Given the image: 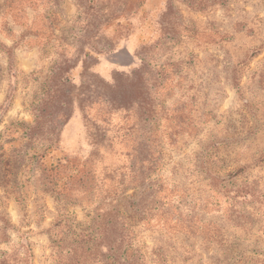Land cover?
I'll use <instances>...</instances> for the list:
<instances>
[{"label": "rangeland", "instance_id": "1", "mask_svg": "<svg viewBox=\"0 0 264 264\" xmlns=\"http://www.w3.org/2000/svg\"><path fill=\"white\" fill-rule=\"evenodd\" d=\"M133 201L144 264H264V0H0V264H109Z\"/></svg>", "mask_w": 264, "mask_h": 264}, {"label": "trees", "instance_id": "2", "mask_svg": "<svg viewBox=\"0 0 264 264\" xmlns=\"http://www.w3.org/2000/svg\"><path fill=\"white\" fill-rule=\"evenodd\" d=\"M66 185L67 184H65V186ZM65 186H63V188ZM144 195H148V193L147 194L144 193ZM129 207L133 214L127 217L123 215V212L121 210L119 209L116 210L117 213V218L115 222L116 241L112 246L109 245L110 244L109 241H106L107 244L106 246L108 247L106 248L107 253H104V256L110 261L109 264H144L141 257L142 255L138 253V251L134 249L132 246L131 228L136 222L138 223L147 222L149 217L146 216L148 214V211L149 210L151 211V209L148 207L142 208L140 206L139 201L130 202ZM146 208L148 211L146 210ZM149 216H151V213ZM110 223L111 221L108 219L105 222V226L109 225ZM107 231H108L107 229L104 230L102 229L103 233L105 232L107 233Z\"/></svg>", "mask_w": 264, "mask_h": 264}]
</instances>
